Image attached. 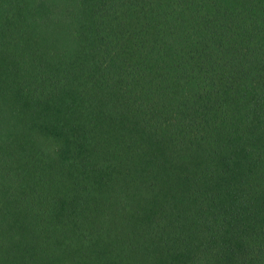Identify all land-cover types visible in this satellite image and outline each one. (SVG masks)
I'll list each match as a JSON object with an SVG mask.
<instances>
[{"label": "trees", "instance_id": "1", "mask_svg": "<svg viewBox=\"0 0 264 264\" xmlns=\"http://www.w3.org/2000/svg\"><path fill=\"white\" fill-rule=\"evenodd\" d=\"M0 264H264V0H0Z\"/></svg>", "mask_w": 264, "mask_h": 264}]
</instances>
